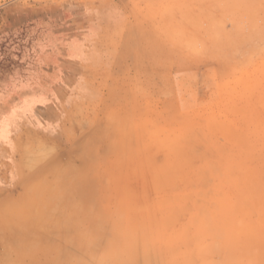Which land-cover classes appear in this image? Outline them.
I'll return each mask as SVG.
<instances>
[{
	"label": "rangeland",
	"instance_id": "1",
	"mask_svg": "<svg viewBox=\"0 0 264 264\" xmlns=\"http://www.w3.org/2000/svg\"><path fill=\"white\" fill-rule=\"evenodd\" d=\"M0 264H264V0H0Z\"/></svg>",
	"mask_w": 264,
	"mask_h": 264
},
{
	"label": "bare ground",
	"instance_id": "2",
	"mask_svg": "<svg viewBox=\"0 0 264 264\" xmlns=\"http://www.w3.org/2000/svg\"><path fill=\"white\" fill-rule=\"evenodd\" d=\"M254 3V2H253ZM241 4V3H240ZM258 4V3H257ZM256 5V4H255ZM249 6V5H248ZM242 7V6H241ZM253 8V7H252ZM241 10V9H240ZM243 10V9H242ZM257 10V9H256Z\"/></svg>",
	"mask_w": 264,
	"mask_h": 264
}]
</instances>
